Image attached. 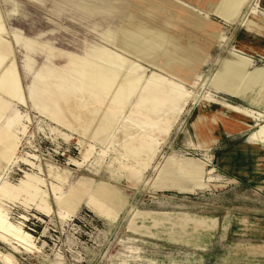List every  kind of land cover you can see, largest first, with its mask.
Masks as SVG:
<instances>
[{"label": "rangeland", "instance_id": "374dc122", "mask_svg": "<svg viewBox=\"0 0 264 264\" xmlns=\"http://www.w3.org/2000/svg\"><path fill=\"white\" fill-rule=\"evenodd\" d=\"M165 1L171 24L146 23L164 33L145 45L160 68L117 44L139 0H0L20 85L0 91V208L36 246L0 238L17 264H264V80H249L264 30L247 27L264 23V2L229 23L212 7L229 0ZM126 58L148 69L129 73ZM232 60L247 65L244 97L220 91ZM83 96L113 116L103 143L75 126L67 105ZM198 130L216 140L201 147Z\"/></svg>", "mask_w": 264, "mask_h": 264}, {"label": "bare ground", "instance_id": "6f19581e", "mask_svg": "<svg viewBox=\"0 0 264 264\" xmlns=\"http://www.w3.org/2000/svg\"><path fill=\"white\" fill-rule=\"evenodd\" d=\"M229 1L230 2L228 4L214 3L212 7L214 13L223 16L226 19V21L227 22L229 21L230 23L236 20L239 13V9L248 0H229ZM3 29H4V25L0 18V32ZM132 30L133 29H129L126 26V31L124 29L122 33L120 32V38L118 39V43H117L119 48L121 49L123 48L124 50L126 49V52H128L127 54L128 56L132 54L136 57L142 59L144 58L146 59V61L149 60V62L150 60H154L155 53L150 52V47L148 48L145 46L147 43H149L147 39L148 35L142 30H136V29H134L133 31ZM6 45H8V43L0 35V91H5V90L17 91V89H19L20 87L19 78L16 73L14 60L9 59L10 51H8ZM109 59L119 64H123V62H121L119 56L117 55L110 54ZM126 60L129 61V63H126V67L128 68L129 73H134V70L137 69L139 71V72L136 71L137 74L141 73V75H143L144 71L148 69L147 66L140 65L128 58H126ZM134 65H137L139 67H135ZM228 82H230V80ZM193 97L197 101L198 97L196 96ZM207 98L209 99V97ZM91 102L92 101L88 98V96H83L81 100L78 102L68 103L67 107L71 113L76 114L78 116L80 122L74 124L82 131V134L86 135L89 139H94L95 141H100L103 143V141H105L108 138V136L112 133V127H111L112 125L110 123V120L112 119L113 116L109 114L110 112L108 113V110L102 109L99 106H95V105L91 106L90 105ZM229 107L232 108L231 110H238L235 106L229 105ZM164 109L172 110V111L174 110L175 114H180L183 110V106L179 107V104H176L174 106L165 105ZM109 116L112 117L109 119ZM258 116L261 117L262 113H259ZM105 118L106 120L104 121ZM116 120L118 121V119ZM126 132L128 133L130 131H126ZM256 135L264 137V123L258 125ZM46 208L47 210H50V207L48 205H46ZM0 238L6 242L14 241L19 245L23 246V248H26L27 250L36 249V246L32 241V236L28 232L22 230L18 224H13L8 222L6 213L1 208H0ZM0 259L3 260L6 264H17V262L11 256L1 252H0Z\"/></svg>", "mask_w": 264, "mask_h": 264}, {"label": "crops", "instance_id": "0c3cea01", "mask_svg": "<svg viewBox=\"0 0 264 264\" xmlns=\"http://www.w3.org/2000/svg\"><path fill=\"white\" fill-rule=\"evenodd\" d=\"M149 2H148V4H144L143 2H142V0L140 1L139 0V5L137 6V10H135L136 12H135V14H134V18H131V21L133 22V27H130V26H132V25H127V28H129V29H136V30H142V31H144L147 35H150V36H152V35H163L164 33L163 32H161L160 31V33L159 32H157L155 29H154V27H151V26H149V29L151 30H147L146 28H147V25H146V23H149V20L151 21V22H154V23H156L158 26H161V24H162V22H164L165 20H169V23L171 24V17L169 16V15H166V16H164V15H162L160 12H162V7L161 6H159V8H158V3H161V4H164V3H167L166 5L167 6H169L170 8H171V14H172V12L174 11V8L176 7L175 5H173V4H171L170 2H167V1H165V0H148ZM165 1V2H164ZM212 2H213V0H212ZM261 2H264L263 0L261 1ZM214 3V2H213ZM173 9V10H172ZM147 10V11H146ZM159 10H161L160 12H158ZM150 11H152L151 13L153 14V15H151V18L149 17V18H147V19H145V20H143V19H140L138 16H140L142 13H145V12H150ZM177 10H175V12H176ZM179 11H180V9H179ZM175 12H173V14L175 13ZM180 14H181V12H180ZM144 15V14H143ZM181 15H183V14H181ZM184 18H185V21H187V22H190V20L191 21H193L194 22V18H195V16H193L192 14H185L184 15ZM137 19H140L141 21H143V22H145V23H143V25H141V24H137L136 25V23L135 22H138V20ZM226 21V20H225ZM197 22H200V20H198V18H197ZM201 23V22H200ZM249 25L247 26V27H249V29H258V30H264V23H259V22H254V21H251V22H249L248 23ZM203 25V24H202ZM154 26H156V25H154ZM162 27H164V26H162ZM198 28H200L201 27V25L200 26H197ZM143 28V29H142ZM132 30V31H133ZM261 30V31H262ZM114 33H112V32H109L106 36H110V37H112L113 39H114V35H113ZM149 43H152V42H149ZM153 46V45H152ZM155 52V51H154ZM155 59L154 60H150V62L153 64V65H155L154 67H160L159 65H158V63H160L159 62V60L158 59H156V56H157V54H156V52H155ZM248 59V58H247ZM155 63V64H154ZM247 65H245L244 63H242V62H238V61H225V63H224V66H223V68L219 71V76H220V78H222L223 79V81L221 82L222 84H224L225 86H226V88H228V89H225V90H220V91H225V92H227V93H230L231 95H236V96H242V97H244L243 95H246L245 93V91H247V87L246 86H242V85H238V83L236 82V80H237V76H239L240 75V73H242V72H244V73H246L247 71H244V68L246 67ZM161 68V67H160ZM264 70V69H263ZM263 70H260V69H258L257 68V72H255V77H252V78H254V79H249V80H251V82H253L254 84L255 83H257V82H259L258 80H264V72H263ZM170 73H172V74H176V70H174L173 68H171L170 69V71H169ZM256 74H259L258 76L256 75ZM227 77H229V78H231L230 79V82H228L229 80H228V78ZM224 79H226L225 81H224ZM255 79H257V80H255ZM231 88H235V89H233L234 90V92H231L230 90H231ZM230 89V90H229ZM218 90V89H217ZM203 119V115L202 116H199L198 118H197V120L193 123V126H194V128H196V130L198 129V125H199V121H201ZM202 126L204 127V125L202 124ZM198 144L201 146V147H209L210 146V144L211 143H213L216 139L215 138H210V137H205V135H204V137H202L203 135L202 134H200V132H199V130H198ZM204 138V139H203ZM206 139V140H205ZM252 159V158H251ZM250 159V160H251ZM184 162L185 161H181L180 163H179V167H177V170L180 172H183L184 170H181L182 168H183V166H184ZM186 175H189V173H185Z\"/></svg>", "mask_w": 264, "mask_h": 264}]
</instances>
